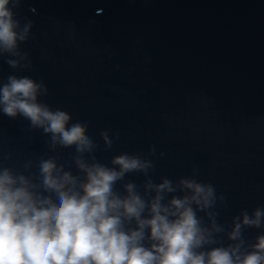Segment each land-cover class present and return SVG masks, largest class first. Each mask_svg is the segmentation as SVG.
<instances>
[{
	"label": "water",
	"instance_id": "95a60500",
	"mask_svg": "<svg viewBox=\"0 0 264 264\" xmlns=\"http://www.w3.org/2000/svg\"><path fill=\"white\" fill-rule=\"evenodd\" d=\"M14 12L33 25L20 44L28 66L0 56V83L43 82L40 102L66 122L87 121L99 162L121 153L152 161L148 176L126 174L117 191L132 181L143 194L149 178L209 183L224 197L212 209L223 244L233 217L264 208V0H22ZM68 151L0 114V166L31 176L49 155L82 179ZM262 231L242 234L250 243Z\"/></svg>",
	"mask_w": 264,
	"mask_h": 264
},
{
	"label": "clouds",
	"instance_id": "9594fccd",
	"mask_svg": "<svg viewBox=\"0 0 264 264\" xmlns=\"http://www.w3.org/2000/svg\"><path fill=\"white\" fill-rule=\"evenodd\" d=\"M21 3L0 0V56L12 57L6 63L14 69L28 66L20 44L33 27L16 18ZM47 91L43 82L9 75L0 83V114L27 120L48 145L67 146V159L83 178L49 155L31 176L0 166V264H264V231L250 243L242 234L264 227V208L233 217L230 243L223 244L218 234L224 228L212 209L224 197L211 184L183 177L174 185L162 177L147 179L143 194L132 181L117 191L126 174L148 176L152 161L121 153L111 166L99 162L97 145L83 132L87 121L66 122L63 111L40 102ZM100 136L110 147L107 132Z\"/></svg>",
	"mask_w": 264,
	"mask_h": 264
}]
</instances>
